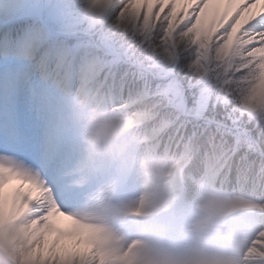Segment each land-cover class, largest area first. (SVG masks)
I'll return each instance as SVG.
<instances>
[{
  "label": "rangeland",
  "instance_id": "1",
  "mask_svg": "<svg viewBox=\"0 0 264 264\" xmlns=\"http://www.w3.org/2000/svg\"><path fill=\"white\" fill-rule=\"evenodd\" d=\"M89 1L78 0L82 14L86 2ZM96 1L103 3L107 8L103 9L102 20L114 25L123 20L120 16L123 12L129 11L130 17L134 15L135 10L131 12V8L137 0ZM147 1L150 3V0ZM160 1L161 6L167 2V0ZM185 1L176 0L172 3V16L167 19L166 30L165 26L162 29L160 41L153 46V53L160 62L172 64L175 61H173L174 57H170L171 52L182 49L187 54L186 58L188 57L184 70L198 80L203 73L202 82L207 90L217 96L225 94L224 90L229 91L222 100L223 103L230 104L247 118L262 114L264 112V32L243 31V29L256 16L264 14V0H204V7H209L213 13L218 14L215 22L201 23L197 15L196 23L181 27L185 18L190 15V8L196 3V0H189L193 5H188ZM118 5L122 7L113 15V10ZM155 5L156 0H152L151 9ZM124 28L133 37L139 29L133 25L121 24L118 32L124 33ZM197 31L201 33L206 31L208 37H201L202 34ZM208 50H211L210 57L205 55ZM201 61L212 65V70L208 71L205 66L200 65ZM232 66L237 67L238 71L231 75ZM210 77L211 80L208 82ZM71 101L70 95L67 99V118L72 128L83 111L78 103L74 104ZM101 107L106 108L105 110L110 113L107 116L109 119L106 118L104 124L110 123L111 120V123L113 121L116 123V128L112 131V139H120L117 133L123 126L144 121L134 116L137 109L120 104L119 99H104ZM102 123L103 121L98 122L99 125ZM86 131L88 130L85 125L72 131L73 148L78 142L76 140L87 139ZM99 131V128L96 129V132H91L89 137L93 135L96 142L102 141L103 137L98 133ZM134 134L136 137L134 142H137L139 149H136L135 171L125 182L128 188H126L124 204L129 206L131 211L142 214L141 202L144 191L154 190L156 184L159 188L160 182L166 179L174 180L173 174L179 169L168 167L165 175L166 170L161 160L152 156L147 157L144 146L148 139H143L139 131ZM98 150L101 151L99 155L101 162H108L111 159L113 151L111 148L100 144ZM209 161L198 159L197 164L200 162L208 167L212 162ZM106 163L101 169L110 166ZM78 165L79 161L72 152L58 166L54 178L49 171L40 173L35 159L27 153L19 149L16 156H11L7 145L0 144V251L9 257V264H122L134 260L135 254L129 253L126 249L130 247L134 231L121 226L118 233L114 232L113 228L101 229L97 234L87 233L90 227L85 221L100 223L99 219L106 213L103 212V208H83L84 204L81 205L83 200H79L82 199L83 191L79 189L65 193L66 187L79 188L82 183H87V179L89 180L88 164ZM76 166L79 170L73 172ZM205 171L204 169L200 171L204 172L203 177L209 173ZM105 183L106 181H99V187ZM190 190L187 200L179 205L182 212L179 217L178 234L163 239L164 244L167 245L166 249L156 253L145 252L146 255L142 253L140 260H144V264H242L245 261L242 256L253 236L247 230L253 219L241 213L232 215L231 212L243 206L250 207L248 205L261 207L260 202L263 197L235 190L239 196L234 194L235 197L231 198L236 206L230 207L226 212L228 221V223L226 221L228 225L226 232L230 236H236L243 243L242 246H231L222 237L214 236L207 244L200 247L201 230L205 226V223L200 222V218L206 207L214 206L215 212L217 207L222 210V205L228 204L229 196L227 197L225 190L211 188L205 178H192ZM76 191L78 193L75 195ZM60 192L65 194L54 198ZM5 196H9L10 202L6 201V204L9 202L7 205L3 204ZM149 197L148 192L144 196L145 206L148 205ZM51 207L58 213L54 217H50ZM148 210L152 211L150 207ZM230 214L233 217L240 215L241 219L233 222L234 220L231 221L229 218ZM217 215L215 214V217ZM109 221H104V224L112 227ZM260 226L262 225L259 224V228ZM146 228L144 222L138 232L145 234ZM149 235L151 237L152 232H149ZM143 240H147V237L144 236Z\"/></svg>",
  "mask_w": 264,
  "mask_h": 264
},
{
  "label": "snow or ice",
  "instance_id": "2",
  "mask_svg": "<svg viewBox=\"0 0 264 264\" xmlns=\"http://www.w3.org/2000/svg\"><path fill=\"white\" fill-rule=\"evenodd\" d=\"M156 9L161 16L172 7ZM122 5L113 10L115 15ZM181 27L214 23L215 14L196 0ZM111 18V17H110ZM243 31L264 32V14ZM175 63L160 62L106 24H93L78 0L0 2V144L33 157L55 178L73 149L67 99L90 89L123 98L141 94L158 122L204 152L237 167L264 160V125L246 118Z\"/></svg>",
  "mask_w": 264,
  "mask_h": 264
},
{
  "label": "trees",
  "instance_id": "3",
  "mask_svg": "<svg viewBox=\"0 0 264 264\" xmlns=\"http://www.w3.org/2000/svg\"><path fill=\"white\" fill-rule=\"evenodd\" d=\"M161 7H167V3H165V6ZM150 8L151 7L148 1L146 2V0H137L131 8V12L133 9L135 10L134 15L130 17L129 11H126V13L123 12L120 15L123 17V20L114 25H109L107 22H100L99 20H96L95 22L93 18H91L90 20V17L87 13H85L84 16L88 18L93 24H106L108 30L112 34H120L126 36L129 41L135 42L138 47H143V49L149 56H155L159 60V58L153 53V46L155 44H158V42L160 41L161 32L164 26L166 30L167 19L172 16L171 12H173V6L169 10V12L163 16L159 14V9H156V5L152 9ZM127 19L129 20L127 21ZM121 24L133 25L135 28L138 27V32L134 37L125 28L123 31L124 33H120L118 32V30ZM201 37H203V35H201ZM180 50L174 51L173 53L171 52L170 57H174L173 61L176 62L181 57L186 58L187 54L182 49ZM187 62L188 57L184 60L183 68H185ZM203 75L204 74L202 73L199 78L200 81H202ZM210 80L211 77L207 81L209 82ZM224 92L225 94H221L218 96L222 103L224 102L222 100L229 94V91L224 90ZM124 97L137 100L135 107L138 109V116H140L141 118L149 119L145 121L144 127H142L143 133L145 134V137H147V139L150 138V135L156 134L155 132L157 131L162 132L160 136H157L153 139L154 142H145L146 151L150 157L152 156L156 159H160V162L164 163L163 166L166 168L167 165L172 164V157L180 158L185 154V151L191 150L189 148L194 144V142L182 139L181 136L174 130L169 131V123L162 121L158 122L156 119L155 111L150 105L145 103L144 98L141 94H133L131 96L126 94ZM249 117L257 123L264 125V112L258 116ZM179 154L181 155L176 156ZM195 156L197 160H195L194 163L196 165L198 159L199 161L200 159H203L205 161L210 160V162L212 161L208 167L206 165L205 167L207 172H209L207 174L210 176V180L213 183L212 185L215 188H220L225 191L236 190L243 193L250 192L253 194V196L256 195L258 197H263L260 205L263 206L262 208H264V160L256 157L249 160L247 163L237 167L222 155L202 151L200 146L197 144ZM190 167L193 172L197 173V170L193 165ZM241 179H243L244 181H241ZM224 207L225 205H223L222 207L223 210L225 209ZM220 213L221 211L218 212L219 216L221 215ZM244 215L253 219L250 227L247 228V230L251 233H254V237L251 240L252 243L250 244V247L246 252V262L244 264H264V220L261 228H259L260 217L257 214V210L254 211V213ZM262 218L264 219V217ZM239 219H241L240 215H236L234 217L232 216L230 218L231 221L234 220L233 222H236V220ZM219 224V230L223 231L222 236L224 239H227L230 242H235L236 240H238L236 236H230L226 232L228 225L225 222L220 221Z\"/></svg>",
  "mask_w": 264,
  "mask_h": 264
},
{
  "label": "bare ground",
  "instance_id": "4",
  "mask_svg": "<svg viewBox=\"0 0 264 264\" xmlns=\"http://www.w3.org/2000/svg\"><path fill=\"white\" fill-rule=\"evenodd\" d=\"M50 217H54V216H56L58 213L53 209V207H51V209H50ZM44 215H45V213H44Z\"/></svg>",
  "mask_w": 264,
  "mask_h": 264
}]
</instances>
